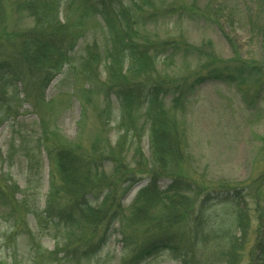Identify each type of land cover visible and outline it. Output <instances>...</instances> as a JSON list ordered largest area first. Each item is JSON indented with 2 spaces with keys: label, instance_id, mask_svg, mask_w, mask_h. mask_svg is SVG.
I'll return each instance as SVG.
<instances>
[{
  "label": "rangeland",
  "instance_id": "rangeland-1",
  "mask_svg": "<svg viewBox=\"0 0 264 264\" xmlns=\"http://www.w3.org/2000/svg\"><path fill=\"white\" fill-rule=\"evenodd\" d=\"M68 2L62 0L60 15L64 21L68 18L72 23L78 18L79 10L76 4L68 10ZM139 2L143 5L146 21V29L139 40L171 45L153 52L158 54V73H167L179 89L182 86L189 88L184 109L171 106L173 95L166 98L169 116L182 140L181 160L173 163L170 170L190 184V201L185 208L193 205L191 210L196 213L208 191L220 187V191L213 193L216 199L212 197L206 201L204 216L212 220L210 223L224 222V228L240 236L241 231L232 220L233 212L222 203V187H237L242 194L238 200L239 210L245 215L246 210L248 218L245 225L247 242L236 262L247 264L248 249L254 245L256 234L264 235V220H259L264 209V48L261 34L264 0H157L159 13L154 17H149L148 13L155 6ZM2 5L0 40L9 38L3 42L0 52L8 54L13 46L19 45L15 37L33 25V18L18 10L13 0H2ZM84 28L85 33L71 54L74 66L79 69L80 58L87 47L96 43L97 50L102 52L107 41V29L99 15L86 17ZM185 43L198 50L185 51L182 47ZM208 63L226 69L234 81L206 79L192 86L195 78L206 73ZM105 76L103 66L96 70L95 78L78 75L76 70L73 72L66 66L44 92L26 95L30 87L25 89L18 84L22 105L16 116L0 124V176L17 182L22 191L30 193L31 204L40 210L45 208L52 180V164L47 151L37 148L44 126L56 131L57 136L50 137L52 142H76L81 150H89L94 141L101 140L102 149L108 146L102 153L112 157L108 150L114 148L120 133L119 111L113 95L115 119L107 124L100 119L104 102L99 83ZM138 121L141 126L143 120ZM142 133L141 145L149 158L147 124ZM131 155L130 152L127 157H119L126 169L136 168L133 186L122 199L126 214L136 193L149 181ZM104 165L106 172L111 170L112 162L108 158ZM170 182L171 178L166 177L160 179L159 185L166 188ZM63 202V197L55 200L56 204ZM185 208L180 210L181 214ZM152 212L149 222L152 228L154 218L169 213L163 204ZM8 218L10 215L0 213V264H183L169 249H160L143 261L132 260V256L150 240L144 226L131 227L121 221L103 234V226L94 228L79 221L72 229L57 230L52 224L43 229L35 226L33 217L28 215L31 234H21L14 231L13 221L11 223ZM193 225L190 218L173 230L181 234L184 246L195 250L194 262L226 264L217 261L214 255L223 247L224 241L196 239ZM66 244L70 245L65 249L69 254L74 253L76 257L84 254L85 258L77 263L71 259L73 256L66 260L62 257L64 253H60L59 260H52L55 250L64 249Z\"/></svg>",
  "mask_w": 264,
  "mask_h": 264
},
{
  "label": "trees",
  "instance_id": "trees-1",
  "mask_svg": "<svg viewBox=\"0 0 264 264\" xmlns=\"http://www.w3.org/2000/svg\"><path fill=\"white\" fill-rule=\"evenodd\" d=\"M140 1L155 6L148 13L149 17L159 13L155 4L157 0ZM13 2L18 10L27 12L33 18V25L15 37L19 45L16 48L13 46L10 53L0 52L3 55L0 59V124L16 116L22 105L19 85H23L25 89L30 87L26 95L44 92L63 73L66 66L73 72L76 70V74L90 78H95L96 70L103 66L106 76L99 83L104 102L100 119L104 124L115 119L112 106L114 95L118 104L120 131L114 148L108 150L112 156L110 157L102 153L108 146L102 149L101 140L94 141L89 150H81L80 144L76 142H52L50 137L57 136L56 131L47 130L44 126L37 148L46 149L52 164V180L45 208L40 210L35 207L30 202V193L22 191L17 182L0 176V213L10 215L8 219L11 223L13 221L14 231L31 234L29 220L26 219L28 215L33 217L35 226L43 229L49 228L51 224L57 230L72 229L81 221L94 228L103 226V234H107L114 223L122 221L131 227L144 226L149 233L147 245L135 253L132 260L143 261L154 256L160 249H169L183 264H197L194 262L195 250L184 246L181 234H176L173 230L176 225L190 221L191 218L194 222L193 236L196 239L206 241L215 238L224 241L223 247L214 254L217 261L237 264L244 251L243 245L247 242L245 225L246 217L248 218L246 210L243 209L246 215L239 210L238 200L242 194L237 187H222V203L233 212L232 220L241 231L240 236L231 234L224 228V222L210 223L212 220L204 216L206 201H210L212 197L216 199L213 193L220 191V187L209 190L197 208L198 212L194 213L191 210L193 205L187 210L185 208L190 201L189 182L171 173V165L181 160L182 140L175 129V122L169 116L166 98L173 95L171 106L184 109L189 88L182 86L179 89L167 73L161 75L157 71L158 54L153 52L171 45L167 42L156 45L139 40L146 29L142 13L144 8L139 0H69L68 10L75 4L79 10L78 18L72 23L68 18L64 21L60 15L62 0ZM92 15H99L104 22L107 41L102 52L97 50L96 43L87 47L86 53L80 58L79 69L74 66L71 54L78 39L85 33V18ZM2 18L3 5L0 0V22ZM261 34L264 48V23ZM8 38L0 40V48ZM188 45L185 43V47L182 46L185 51L198 50ZM207 65L206 73L195 78L192 86L206 79L234 81L226 69L209 63ZM141 113L143 115L138 116ZM139 119L143 120L141 126ZM146 124L150 131L149 158L141 145L142 129ZM130 152L132 160L142 173H146L149 181L136 193L130 211L126 214L122 199L133 186L136 168L126 169L119 157H127ZM26 156L29 158V153ZM106 158L112 162V168L108 172L104 165ZM166 177L171 178V182L166 188H162L159 181ZM126 183H129L127 187H123ZM57 197H63L65 202L56 204ZM160 204L169 213L164 217L154 218L152 228L149 223L152 211ZM182 208L185 211L181 214ZM259 220H264V209ZM256 235L254 245L248 249L247 264H264V235L260 232ZM69 247L66 244L64 249L55 250L52 260H59L60 253H64L63 259L68 260L69 256L74 255L65 250ZM82 257L85 258L84 254L71 259L79 263Z\"/></svg>",
  "mask_w": 264,
  "mask_h": 264
}]
</instances>
